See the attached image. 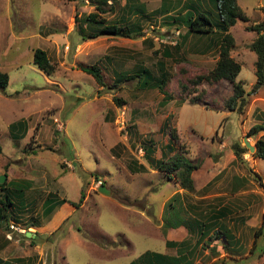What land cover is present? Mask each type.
<instances>
[{"label": "rangeland", "instance_id": "rangeland-1", "mask_svg": "<svg viewBox=\"0 0 264 264\" xmlns=\"http://www.w3.org/2000/svg\"><path fill=\"white\" fill-rule=\"evenodd\" d=\"M138 1L142 16L129 14L126 0H0V71L9 76L0 90V175H6L5 188L24 190L17 198L10 194L18 220L7 212L9 218L0 222L1 260L30 256L31 264H130L146 250L175 255L166 240L187 239L193 247L189 264L264 261V160L242 140L247 136L254 145L264 138V129L248 136L252 126H264V84L254 88L256 54L250 49L257 34L249 28L264 20V0H237L248 20L238 19L229 29L234 38L229 55L241 65L236 81L245 89L240 112L224 106L230 82L196 81L214 67L217 47L200 52L202 44L190 37L176 49L186 28L156 13L160 0ZM194 6H202L216 22L212 1ZM93 12L111 23L128 16L142 35L82 39L80 18ZM36 48L46 52L51 73L33 64ZM158 62L169 74L165 93L140 88L136 78L114 85L116 72L132 73L138 66L160 76ZM92 64L101 68L104 86L81 69ZM165 118L168 127L160 130ZM20 119L26 132L16 139L9 126ZM172 128L175 141L168 140ZM22 131L16 126L15 132ZM148 140L154 143L150 158L143 155ZM234 142L246 149L242 159L231 149ZM174 154L198 165L191 174L194 192L149 162L170 161ZM101 184L109 195L99 191ZM6 191L0 189L4 202ZM175 193L180 211H166ZM49 194L68 200L67 215L43 228L48 218L41 203ZM222 206L230 211L208 235L201 237L197 227L188 232L184 226H163L166 218L176 222L195 216L208 222ZM11 222L31 236L14 233L18 241L7 239Z\"/></svg>", "mask_w": 264, "mask_h": 264}, {"label": "trees", "instance_id": "trees-1", "mask_svg": "<svg viewBox=\"0 0 264 264\" xmlns=\"http://www.w3.org/2000/svg\"><path fill=\"white\" fill-rule=\"evenodd\" d=\"M134 1L137 0H126L124 5L127 8V12L129 14H132L133 16H142L145 10L140 5L139 1L137 3ZM196 1L200 0H160V6L155 11L158 15L164 18L166 22H172L175 23L177 27L181 25L186 28V31L179 37L180 42H176L175 44L176 49L190 37L196 38L195 42H199L202 44L199 50L200 52H206L211 48L212 45L217 47L218 58L215 61L214 67L209 71L208 74L199 75L196 81L204 80L206 82H210L226 80L230 82L232 84L231 94L224 100V106L228 110L240 112L246 102L245 89L240 81H236L237 76L241 70V65L229 55V49L234 43V38L229 32V29L236 23L238 19L247 21L248 17L238 5L237 0H208L213 2L217 14V20L216 22H213V20L205 13L206 11L202 8V6H197V8L194 6ZM97 2L105 4L107 3V0H97ZM97 9H99L100 12H104V9L102 7H98ZM172 13H174L175 15H172ZM127 18L128 16L121 17L117 22L111 23L106 22L104 18L99 17L95 12L89 13L80 18V36L82 39H93L100 35H115L125 37L141 36V26L135 22L130 23L129 21H127ZM249 28L255 31L257 34L256 38L250 44V49L256 54V59L254 62L256 83L254 85V88H257L264 84V20L250 25ZM178 33L179 32L177 31V34ZM164 54L166 57L171 56V53H169L168 51H166ZM32 59L33 64L36 65L40 70L46 73L52 72L53 65L51 64L44 50L40 48L34 49ZM157 65L158 69L162 72L160 76H154L146 67L138 66L137 70L133 71L132 73H127V71L116 72L114 85L117 86L122 81L136 78L138 80L137 84L140 88H158L160 91L165 93L164 86L169 78V74L164 71L165 67L162 62H158ZM81 69L84 72L90 74L99 86L105 85L103 75L101 73V68L99 66H97L96 64H92L90 66L81 65ZM8 81V74L4 71H0V90H4L6 88V86L8 85ZM164 97L166 99H169V95L167 93L164 95ZM162 124L163 125L161 126L160 130L163 128L166 129L168 127L166 118ZM16 126H20V128L23 129L24 132L22 131L21 134L15 132ZM9 128L11 130V137H15L16 139L19 136L22 137L26 132V121L20 119L10 124ZM261 129H264V126H262V124L252 126L249 129L248 136H253ZM168 136L169 141H175L178 138L176 129L172 128ZM169 141L167 142V148L172 151L170 147L171 142ZM147 142L148 144L145 146L143 155L146 158H150V155L152 154V152H154V143L152 140H148ZM254 145L256 149L253 153V156L264 160V138H258L255 141ZM231 149L237 159H242L243 153L246 152V149L241 147L240 142H234L231 146ZM158 160L159 159L153 161L151 159L149 162L153 163L156 169H158L160 172L165 173V176L167 173L168 179H176V182L179 183L180 187L183 190L189 193L194 192L193 178L191 174L198 167L196 163H192L190 159L176 154L172 156L170 161L165 159H162L161 161ZM138 167L140 168V170L145 169V166L140 164ZM5 184L6 182L0 184L1 190H7L6 194L3 196L5 202L0 200V222L2 220L6 221L9 218L7 212L13 213L12 211L14 205L10 200V194H14L15 198H17L24 191L22 188L14 190L5 188ZM7 192H9V194ZM53 196L55 195L49 194L42 201V213L43 215L47 216V218L52 214L56 207L68 201L66 200V198H60L56 200L55 198H52ZM178 199V193L172 195L168 199V208H166V211H174V209L176 208L179 212L181 205L176 207L177 203H173V201L178 202ZM71 203L73 205H76V203ZM7 207H11V209H8ZM191 207L194 209L196 208V206L193 205H191ZM227 211L229 212L230 210L224 206H222L219 211H213V213L208 217L210 218L208 222H206L205 220L197 219V217L195 216H193L191 219L181 218L176 222H172L171 219L166 218L163 221V226L165 228H178L180 226H184L188 232L194 231L195 227H197L198 232L202 237L209 234V230L211 231L212 224H214L216 220L225 217L227 215ZM198 213L201 214L200 212ZM14 215L15 213H13L12 216L17 221L18 219ZM260 229L261 227L259 228V231ZM261 232L262 231H260V233ZM227 235L230 234L225 231L224 236L226 237ZM254 235H258V232L254 231ZM36 237L37 234L31 240L34 241ZM195 244H197V241ZM226 244L228 247L229 245L231 247L232 241L226 240ZM165 245L167 247L176 248V254L171 255L167 253L146 250L130 264H189L188 257H190L191 251L193 249V247H189V240L186 239L182 240L181 242L166 240ZM30 261L31 257L28 256V258L26 259H23V257L15 258V260H12L11 262L9 259H0V264H31ZM261 264H264V261Z\"/></svg>", "mask_w": 264, "mask_h": 264}, {"label": "crops", "instance_id": "crops-1", "mask_svg": "<svg viewBox=\"0 0 264 264\" xmlns=\"http://www.w3.org/2000/svg\"><path fill=\"white\" fill-rule=\"evenodd\" d=\"M46 198V197H45ZM41 207H42V203H41ZM66 207H68V204H67V202H64L63 204H61V205H59L58 207H56V209L52 212V214L48 217V220H47V222H48V224L46 225V226H43L42 225V227L43 228H52V227H54V225H57L60 221H61V219H63V217H61V213L62 214H66L67 215V211H65L67 208ZM43 208V207H42ZM41 208V209H42ZM42 213V212H41ZM42 215H43V213H42ZM61 223V222H60ZM21 227V226H20ZM26 230V229H25ZM37 234V233H36ZM35 234V235H36ZM16 239H18V238H16ZM19 240V239H18ZM17 240V241H18Z\"/></svg>", "mask_w": 264, "mask_h": 264}, {"label": "water", "instance_id": "water-1", "mask_svg": "<svg viewBox=\"0 0 264 264\" xmlns=\"http://www.w3.org/2000/svg\"><path fill=\"white\" fill-rule=\"evenodd\" d=\"M242 140H243L244 146H245V147H246L251 153H254L256 147L250 143L248 137H247V136H244ZM5 178H6V175H5V174H1V175H0V184H2V183L4 182ZM99 191L102 192V193H104V194H107V195L110 194V191H109L104 185H101V186L99 187ZM24 236H26V237H30V236H31V235H30V232H29V231H26V232L24 233Z\"/></svg>", "mask_w": 264, "mask_h": 264}, {"label": "built area", "instance_id": "built-area-1", "mask_svg": "<svg viewBox=\"0 0 264 264\" xmlns=\"http://www.w3.org/2000/svg\"><path fill=\"white\" fill-rule=\"evenodd\" d=\"M121 123H123V122H121ZM8 227H9V229L5 232V237L9 240H13V238L16 239L15 237H13L14 233L24 235V233L26 232V230L24 228L20 227L19 225L15 224L13 222L9 223Z\"/></svg>", "mask_w": 264, "mask_h": 264}]
</instances>
